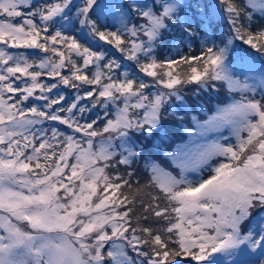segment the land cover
I'll return each instance as SVG.
<instances>
[{
  "label": "snow or ice",
  "instance_id": "snow-or-ice-1",
  "mask_svg": "<svg viewBox=\"0 0 264 264\" xmlns=\"http://www.w3.org/2000/svg\"><path fill=\"white\" fill-rule=\"evenodd\" d=\"M190 7L185 0L133 5L145 22L129 27L130 12L103 0H52L35 8L32 0H0V264H179V257L197 264H264V57L258 69L244 66L254 63L249 50L234 54L241 63L229 57L234 40L264 53V26L254 30L252 14L236 0L197 4L195 15L186 11ZM245 7L264 14V0H246ZM109 9L120 24L116 31L107 27ZM224 13L230 27L217 44L215 33L208 34ZM173 28L187 37L199 29L205 37L200 54L158 59L155 50ZM112 46L152 83L128 72L115 76L121 64L108 59ZM181 64L183 77L176 71ZM211 81L239 99L218 106L203 122L193 116L205 142L171 154L179 174L146 165L147 186L158 194L147 205L140 201L146 214L133 223L136 198L121 192L130 187L127 179L109 175L111 162L118 157L130 167L139 156L132 134L150 135L171 98L183 100L182 85L207 88ZM85 85L93 87L66 108L63 93L52 95L61 86ZM86 98L104 116L81 124L91 111L81 106ZM101 119L106 122L98 131ZM55 121L73 134L37 127ZM224 129L229 136L207 139ZM205 167L207 178H189ZM149 216L166 227L145 226ZM252 220L256 228L246 226Z\"/></svg>",
  "mask_w": 264,
  "mask_h": 264
},
{
  "label": "trees",
  "instance_id": "trees-1",
  "mask_svg": "<svg viewBox=\"0 0 264 264\" xmlns=\"http://www.w3.org/2000/svg\"><path fill=\"white\" fill-rule=\"evenodd\" d=\"M51 2L52 0H38L35 1L32 5L35 8ZM80 2H82V0L74 1L73 4L78 5V3ZM191 2L194 3V6H196L197 4L200 5L198 0H189L188 4L191 5ZM202 2L203 5L205 3H209L208 0H202ZM236 2L241 7L243 12H248L251 9L250 7H245L246 0H236ZM125 3L127 4V1H125ZM143 4L145 5V3ZM209 4L215 5L216 0L215 2L213 1V3L210 2ZM209 11L215 13L214 8L209 9ZM255 11L256 12L252 13L251 15V22L254 30L261 26H264V14H262L260 11ZM74 12H76L75 8H73L72 13ZM192 12L193 15H195L196 11ZM226 15L227 14L224 13L222 17H217V27L213 29L216 32L215 42L217 44L221 43L219 39V34L221 32L228 33L229 31L230 25L226 22ZM95 18L96 17L93 16V19ZM137 18H140L139 13L137 11H133L130 17H128V25L133 24L134 21L136 22ZM242 23H245L246 26L247 21H242ZM107 27L112 31H116L120 28V26H118L117 24H111L108 20ZM194 31L196 34L191 36L193 45L188 46L186 44H183L182 49L173 59L179 60L181 56H192L200 54L202 43L200 42V38L197 35L199 29L194 28ZM182 32V29L173 28L171 32L165 33L164 39L161 40L160 45L157 46L155 50L158 59H166L165 55L167 52V45L169 44L171 38L174 36L183 35ZM125 39H127V37H125ZM221 46L223 45L221 44ZM243 48H250V46L244 44L242 41L234 40L233 44L229 48L230 59H235L237 56H235L234 54L236 52H241ZM94 50L99 49L94 48ZM108 59H115L121 64L120 68L113 69V73L115 74V76H120L122 78V74L124 72H128L131 78H137V82H139V80H144L146 83H152V78L146 77L143 73L139 71V67L136 61L127 60L126 57H123L122 53L114 49V46H112V51L108 56ZM106 62L107 60H105L103 63ZM176 71L180 72L181 76L183 77V75L185 74V67L181 64L178 68H176ZM89 75H91V72H89ZM44 82L49 83L53 81L52 79H48L45 77ZM212 84H215L214 88L211 87ZM209 85L210 86L207 88L200 87L199 85L194 83L182 85L180 89V95L185 98L187 105H185L181 100H177L175 97L171 98V100L168 102V105H166V111L163 112L161 116L160 123L154 129H152V133L147 137L145 136V133H140V138L138 139L139 142L135 144V150L137 153H139V156L134 160V163L130 167L126 165H121L117 163L118 157L111 162L115 166L110 167L107 170L109 175H119L124 179H127L129 181L130 187H122L121 192L130 197L134 196L136 198V204L132 205L133 212L131 215L133 217V223H135L136 217L143 216L146 214L143 208L140 207V201L142 200L143 203L147 205L149 203H152V197L158 194L156 189L147 186L150 177V171L148 167H146V165L150 164L151 162H155L161 165L162 167L174 169L172 162L166 154V150H172L176 143L182 140V137L184 136L185 127L188 125L190 126L192 124V118L194 114L197 113L198 116L204 117V113L212 112L217 104H224L229 101L232 97L231 94L238 96L237 93H229L226 85H224L222 82L211 81L209 82ZM92 87L93 86L87 85L82 86L80 92L82 91L83 93L87 90H90ZM66 89L68 88L61 86L59 89L53 92V97H55L58 93H63L64 91H66ZM151 91L155 92L156 88L153 87ZM70 93L73 92L71 91ZM65 97H68V99L65 100V103H63L62 106L66 108L72 103L71 98L73 97H71V95H66ZM256 98H260L258 94ZM172 103L175 104L176 108L172 107ZM83 105H87L91 109V111L84 113V118L80 120L81 124L96 120L97 116L103 118V109L99 106H97L96 108H92L90 99L86 101V104H83L81 102V106ZM202 108L205 112L202 110ZM105 122L106 121L101 119L96 125H94V128L99 131L103 128ZM39 126L46 129L58 128L61 132H66L70 135V129H68L66 125H62L59 122H45V124L38 125L37 127ZM141 135L144 136L143 139ZM230 139L232 143H235L233 137ZM219 159L221 158L217 157L213 159L210 163L215 166ZM128 172H132L133 175L131 177H128ZM210 174V170L205 167L201 174L197 175L195 179H199L201 175L203 176V178H207ZM142 223H144L145 226H151L154 229H163L164 227H166V222H164L163 220L155 221L151 216H149V221ZM169 247L175 248L176 245L170 244ZM129 255H133V253L129 252ZM178 261L179 264H197V262L192 260L191 257H179Z\"/></svg>",
  "mask_w": 264,
  "mask_h": 264
},
{
  "label": "rangeland",
  "instance_id": "rangeland-1",
  "mask_svg": "<svg viewBox=\"0 0 264 264\" xmlns=\"http://www.w3.org/2000/svg\"><path fill=\"white\" fill-rule=\"evenodd\" d=\"M35 1H38V0H32V4L35 2ZM74 1H78V0H72V2H74ZM125 1H127V4L125 3ZM199 1V3H200V6L201 7H203V2H202V0H198ZM209 1V3L210 2H212L213 3V1L215 2V0H208ZM103 2L104 3H115V4H119V5H121L125 10H127V11H129L130 12V15H131V13L133 12V11H135L134 10V8H133V5H139V6H142V5H144L143 3H145V5H150L151 3H152V0H103ZM185 2H189V0H185ZM80 4H82V2H80V3H78V5H80ZM130 7H131V9H130ZM34 8V7H33ZM251 8V7H250ZM186 11H188L189 12V14L190 15H193V12L192 11H196V6H194V3H192L191 2V7L190 8H188V9H186ZM257 11H259L258 9H257ZM249 13H255L256 11L253 9V8H251L249 11H248ZM75 13V12H74ZM74 13H70V15H73ZM130 15H129V17H130ZM181 16H183V12L181 13ZM107 20L111 23V24H117L118 26H120V24H119V22H118V19H116L114 16H113V14H112V12H111V10L109 9L108 10V14H107ZM127 20H128V18H127ZM16 22H19V19H17V21ZM145 21L140 17V18H137V20H136V22L134 21L133 22V24H140V23H144ZM133 24H131V25H128L129 27H131ZM58 26V25H57ZM214 33H216L215 32V30H211L210 32H209V37L210 38H212L213 37V35H214ZM197 35L199 36V38H200V42L202 43V41H204V39H205V37H204V35L202 34V32H198L197 33ZM175 37V39H173V37L171 38V40H170V42H169V44L167 45V52H166V55H165V57L166 58H175L176 56H177V54H178V52L182 49V46H183V44H186V45H188V46H192L193 45V43H192V40H191V37H187V36H184V35H181V36H174ZM101 44H102V42H101ZM245 47V46H244ZM245 50H249V52H250V57H249V59H251V60H253L254 61V63H251V64H249L247 61H245V62H243L244 63V66H245V68H249V67H254V68H256V69H258L259 68V66H260V64H261V58L262 57H264V53H258V52H256V50L255 49H251V48H243L242 50H241V52H243V51H245ZM14 51H21L20 49H16V50H14ZM25 51V50H24ZM32 51V50H31ZM30 50L28 51V52H31ZM41 55H43L42 53H41ZM233 63H241L240 62V60H239V57L237 56L235 59H233ZM65 74H67V71H65ZM237 74H239V73H237ZM48 78V77H47ZM50 79H52V78H50ZM45 80H47V79H45ZM53 82H49V83H55L56 82V80H52ZM48 83V82H47ZM63 87H67V86H63ZM68 89H66V91H64L63 92V94L66 96V95H71V97H73V98H71V102H73L74 100H75V98H76V96L77 95H83L84 94V92L82 93V91L80 92V90H81V88L78 90V89H73V88H69V87H67ZM55 91V90H54ZM53 91V92H54ZM73 92V93H70V92ZM238 96H235V95H233V94H231V98H233V97H235V98H237V99H239V94H237ZM68 99V97L66 98V100ZM87 100H89V99H85V100H83V101H81L83 104H86V101ZM231 100V99H230ZM229 100V101H230ZM229 101H227L226 103H228ZM32 101H29V104L31 103ZM36 103H43L42 101H35ZM182 102L185 104V105H187V102L185 101V98L183 97V100H182ZM63 103H65V102H63ZM63 105V104H62ZM220 105H222V104H217L216 105V107H215V109L212 111V112H205L204 111V109L202 108V110L205 112L204 114H205V116L204 117H200V116H198V114L197 113H195L194 114V116L195 117H197V119L199 120V121H201V122H203V121H205V120H207L208 118H209V116H211L215 111H216V109H217V107L218 106H220ZM172 107L173 108H176V106H175V104L174 103H172ZM55 122H58V121H55ZM38 126V125H37ZM40 127V126H39ZM145 133V136L147 137L149 134H147V130L144 132ZM151 133H152V129H151ZM198 130H197V126H196V123L193 121V119H192V124L189 126H186L185 127V130H184V136L182 137V140L181 141H179V142H177L176 143V145L174 146V148L172 149V150H166V154H167V156L169 157V159H170V161L172 162V164H173V166H174V169H168V168H165V169H167L168 171H171V172H173V174H179V172H180V169L177 167V165H176V163L172 160V158H171V154H173L176 150H177V148H178V146H184V145H188V147H194L195 146V144H200V143H204L205 141H204V139L203 138H201L198 134ZM71 134H73L72 133V130L70 129V135ZM138 134H139V136H138ZM224 135V136H229V131L227 130V129H224V130H222V133H217V132H209L208 134H207V139L208 140H212V139H216V138H218L220 135ZM107 134H105V136H106ZM133 135V138H134V142H135V144L137 143V142H139V138H140V133H133L132 134ZM142 136V135H141ZM143 137L144 136H142V139H143ZM145 137V138H146ZM77 140H79V139H81L82 138V134H76V137H75ZM234 138V137H233ZM102 139V137H97L96 138V140H95V142H99L100 140ZM145 140V139H144ZM234 140H235V138H234ZM134 151H136L135 150V148H134ZM215 159V158H214ZM199 174H201V172L200 173H197V172H194V171H190L189 173H188V175H189V178L190 179H195V177L197 176V175H199ZM253 217H256L257 216V210H254L253 211ZM246 223V226L248 225V224H251V226L253 227V228H256L257 227V225H256V223H255V220H252V221H246L245 222ZM245 230H247V227H245Z\"/></svg>",
  "mask_w": 264,
  "mask_h": 264
},
{
  "label": "flooded vegetation",
  "instance_id": "flooded-vegetation-1",
  "mask_svg": "<svg viewBox=\"0 0 264 264\" xmlns=\"http://www.w3.org/2000/svg\"><path fill=\"white\" fill-rule=\"evenodd\" d=\"M25 11H27L28 9H27V7H25V9H24ZM21 51H24V49H20ZM25 51H29V50H25ZM31 51V50H30ZM33 51V50H32ZM66 71V70H65ZM47 78V77H46ZM48 79H50V78H48ZM52 80H54V79H52Z\"/></svg>",
  "mask_w": 264,
  "mask_h": 264
}]
</instances>
